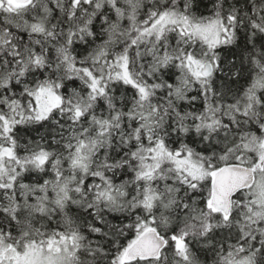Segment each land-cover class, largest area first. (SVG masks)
<instances>
[{"label": "snow or ice", "instance_id": "obj_1", "mask_svg": "<svg viewBox=\"0 0 264 264\" xmlns=\"http://www.w3.org/2000/svg\"><path fill=\"white\" fill-rule=\"evenodd\" d=\"M0 264H264V0H0Z\"/></svg>", "mask_w": 264, "mask_h": 264}]
</instances>
